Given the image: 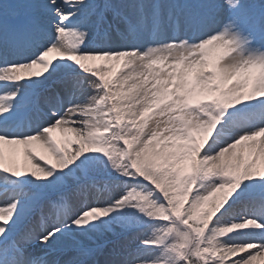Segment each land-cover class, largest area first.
I'll list each match as a JSON object with an SVG mask.
<instances>
[{
	"label": "snow or ice",
	"instance_id": "snow-or-ice-1",
	"mask_svg": "<svg viewBox=\"0 0 264 264\" xmlns=\"http://www.w3.org/2000/svg\"><path fill=\"white\" fill-rule=\"evenodd\" d=\"M0 264H264V0H0Z\"/></svg>",
	"mask_w": 264,
	"mask_h": 264
}]
</instances>
